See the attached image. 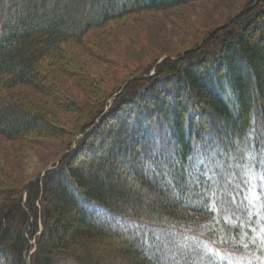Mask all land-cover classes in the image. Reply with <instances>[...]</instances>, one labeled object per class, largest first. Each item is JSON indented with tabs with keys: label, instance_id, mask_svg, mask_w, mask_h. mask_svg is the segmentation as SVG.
I'll use <instances>...</instances> for the list:
<instances>
[{
	"label": "trees",
	"instance_id": "16d2710c",
	"mask_svg": "<svg viewBox=\"0 0 264 264\" xmlns=\"http://www.w3.org/2000/svg\"><path fill=\"white\" fill-rule=\"evenodd\" d=\"M188 1L0 0V135L52 134L50 118L11 91L44 87L43 66L60 70L66 43L127 14ZM173 56L122 80L71 134L57 162L0 201L6 264H104L108 257L193 264L195 253L203 264L258 262L264 203L247 194L264 191V0H249ZM121 94L120 108L114 102ZM131 111L117 128L97 131L102 154L89 168L74 162L104 117ZM119 153L137 185L126 181ZM58 172L64 178L54 184ZM182 233L194 236L193 246L166 257L171 243L162 234ZM83 240L109 247L99 255L68 251Z\"/></svg>",
	"mask_w": 264,
	"mask_h": 264
},
{
	"label": "rangeland",
	"instance_id": "374dc122",
	"mask_svg": "<svg viewBox=\"0 0 264 264\" xmlns=\"http://www.w3.org/2000/svg\"><path fill=\"white\" fill-rule=\"evenodd\" d=\"M248 1L190 0L170 7L142 10L113 19L102 26L92 27L80 41L66 43L64 48L67 55L62 68L51 73L46 65L43 66L45 71L43 75L48 77L44 81V87L35 88L24 84L11 91L14 97L49 117L54 129L52 134L17 138L0 135V201L5 202L8 198L18 196L22 184L35 180L40 172L50 168L63 153L67 152L61 151L71 134L91 120V113L100 107L103 99L122 80L142 71L151 63H158L163 56L166 58L169 55L177 54L173 57L182 55L186 48L193 46L211 29L222 27L227 19L237 14ZM46 82H51L53 86H48ZM121 97L122 94L114 105L126 102ZM120 108L118 107L117 111L120 112ZM121 114L115 113L101 120L100 125L85 138L82 147L74 157L72 156L74 162L89 168L90 163L101 156L98 148L100 136L97 135V131L115 128L118 120L119 123L120 120L123 122L124 119L121 117H125L127 121L135 115L134 111ZM96 122L97 120L93 121ZM159 146L163 151L162 144ZM159 151L160 149H155V152ZM118 157L117 164L125 172L126 181L137 185L136 179L131 177L132 173L126 170L128 164L123 161L120 153ZM58 173L53 175L52 181L50 180L54 184L64 178L62 172ZM141 193L145 192L141 190ZM247 196L253 199L252 202L257 199L264 203V191L259 194L254 190V193ZM46 203L48 201L44 196V210ZM51 222L53 219L49 218L47 224ZM162 236L169 238L171 246L166 252V257L172 259L181 255L178 253L189 251L195 242L194 236L187 237L183 233L178 236L165 234ZM107 247L109 246L105 242L86 241L83 245L71 243L68 251L77 255L85 252L99 255ZM193 257V264L204 263L202 255L195 253ZM238 258L237 261L241 262L240 257ZM6 263L5 259H0V264ZM104 264H132V261L124 257H108L104 259ZM256 264H264V254Z\"/></svg>",
	"mask_w": 264,
	"mask_h": 264
},
{
	"label": "water",
	"instance_id": "95a60500",
	"mask_svg": "<svg viewBox=\"0 0 264 264\" xmlns=\"http://www.w3.org/2000/svg\"><path fill=\"white\" fill-rule=\"evenodd\" d=\"M165 56H163L162 58H160V60L159 61H161L163 58H164ZM158 61V62H159ZM123 86H124V84H123ZM58 160V159H57ZM49 168V167H48ZM48 168H46V169H44L43 171H42V173H41V175H43L44 174V172L48 169Z\"/></svg>",
	"mask_w": 264,
	"mask_h": 264
},
{
	"label": "bare ground",
	"instance_id": "6f19581e",
	"mask_svg": "<svg viewBox=\"0 0 264 264\" xmlns=\"http://www.w3.org/2000/svg\"><path fill=\"white\" fill-rule=\"evenodd\" d=\"M111 138V137H110ZM106 152V151H105Z\"/></svg>",
	"mask_w": 264,
	"mask_h": 264
}]
</instances>
